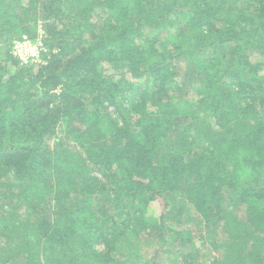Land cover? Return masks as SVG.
Masks as SVG:
<instances>
[{"label":"trees","instance_id":"1","mask_svg":"<svg viewBox=\"0 0 264 264\" xmlns=\"http://www.w3.org/2000/svg\"><path fill=\"white\" fill-rule=\"evenodd\" d=\"M170 255L264 264V0H0V264Z\"/></svg>","mask_w":264,"mask_h":264},{"label":"built area","instance_id":"2","mask_svg":"<svg viewBox=\"0 0 264 264\" xmlns=\"http://www.w3.org/2000/svg\"><path fill=\"white\" fill-rule=\"evenodd\" d=\"M42 47V40L40 42H32L28 35H24L15 41L14 52L23 63L38 62L41 60Z\"/></svg>","mask_w":264,"mask_h":264},{"label":"rangeland","instance_id":"3","mask_svg":"<svg viewBox=\"0 0 264 264\" xmlns=\"http://www.w3.org/2000/svg\"><path fill=\"white\" fill-rule=\"evenodd\" d=\"M32 34L30 35V36H28L29 38H31V40H32V42H40L42 39H41V37H42V35H43V29H42V27L40 26V27H38L37 29H35V30H33L32 32H31ZM19 39V38H18ZM18 39H16V40H18ZM15 40V41H16ZM14 44H15V42H13L12 43V45H13V53L15 54V52H14ZM41 59V58H40ZM183 74V73H182ZM181 74V75H182ZM187 79H189V78H186V80ZM199 80L200 79H198L196 82H198L199 83ZM195 84H197V83H195ZM198 106V112L200 113V112H204L206 109H205V104L204 103H202V104H200V105H197ZM65 123V122H64ZM63 123V124H64ZM172 207H174V208H177L178 210L180 209V207H182L183 206V204L185 203V202H183V201H181V199L180 198H178L177 200H174V201H172ZM179 205V206H178ZM153 207H154V210H156V214L159 212V209H158V205L156 204V203H154L153 204ZM179 207V208H178ZM177 211V210H176ZM186 247H188L187 249L185 248V251L186 252H188V251H190V248H191V246H186ZM178 258V260L180 259V256H178L177 257ZM181 259H182V257H181ZM180 259V260H181ZM167 260V261H166ZM166 260H164V261H166L165 262V264H173L174 263V261L175 262H180V261H176V257H173V256H169V258H167L166 257ZM164 264V263H163Z\"/></svg>","mask_w":264,"mask_h":264}]
</instances>
